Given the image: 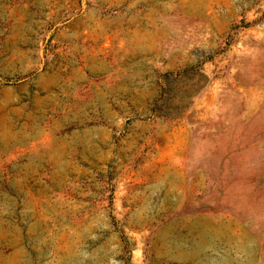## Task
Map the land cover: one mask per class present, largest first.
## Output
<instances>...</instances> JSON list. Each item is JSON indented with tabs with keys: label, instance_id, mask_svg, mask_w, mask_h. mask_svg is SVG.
I'll return each instance as SVG.
<instances>
[{
	"label": "rangeland",
	"instance_id": "1",
	"mask_svg": "<svg viewBox=\"0 0 264 264\" xmlns=\"http://www.w3.org/2000/svg\"><path fill=\"white\" fill-rule=\"evenodd\" d=\"M0 264H264V0H0Z\"/></svg>",
	"mask_w": 264,
	"mask_h": 264
}]
</instances>
